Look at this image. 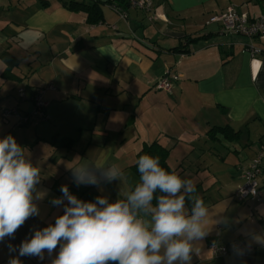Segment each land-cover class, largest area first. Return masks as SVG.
Here are the masks:
<instances>
[{
	"label": "crops",
	"instance_id": "crops-1",
	"mask_svg": "<svg viewBox=\"0 0 264 264\" xmlns=\"http://www.w3.org/2000/svg\"><path fill=\"white\" fill-rule=\"evenodd\" d=\"M68 1L98 3L103 19L87 22L84 11L65 6ZM229 6L249 19L264 15V0H152L151 12L125 0H0V138L16 139L26 160L40 169L37 189L48 190L34 201L39 215L14 239L0 242V264L18 256L9 253V243L20 245L33 228L54 224L63 214V206L50 203L62 196V185L86 202L98 196L110 203L126 200L137 181V152L154 141L168 150L174 173L195 185L194 193L182 190L186 214L196 197L208 210L207 235L194 242L198 254L191 264H264V162L260 200L233 197L241 183L239 167L264 145V36L227 35L219 22H208ZM185 35L195 38L188 52L169 50ZM249 44L261 53L251 57ZM168 70L176 74L171 93L153 86ZM38 92L47 102L44 118L19 125V115L35 119ZM10 108L18 114L2 117ZM224 126L237 135L208 136ZM113 165L122 174L108 182L104 173ZM77 167L94 173L99 187H77ZM138 217L151 222L143 211ZM236 240L253 247L252 253L213 255L208 247ZM58 251L45 253L44 260L19 259L51 264Z\"/></svg>",
	"mask_w": 264,
	"mask_h": 264
},
{
	"label": "clouds",
	"instance_id": "clouds-1",
	"mask_svg": "<svg viewBox=\"0 0 264 264\" xmlns=\"http://www.w3.org/2000/svg\"><path fill=\"white\" fill-rule=\"evenodd\" d=\"M137 170L141 182L126 200L110 203L98 196L86 202L62 185V196L50 203L63 206V214L55 217L54 224L33 228L20 245L9 243V253L18 256L10 257L8 264H21L23 256L44 260L45 253L51 256L58 247L51 264H191L193 253L198 254L193 244L207 235L208 223L207 207L199 197L194 198L191 215L185 212L182 190L194 193L193 181L167 171L158 157L148 154L139 156ZM121 174L113 165L104 177L111 182ZM72 176L77 187H99L98 177L82 167L73 169ZM39 183L40 169L26 160L16 139L11 134L0 138V242L14 239L29 218L39 215L34 201L48 195L47 189H37ZM157 190L163 195L153 206ZM138 211L150 214L151 222L139 218ZM234 250L240 252L235 246Z\"/></svg>",
	"mask_w": 264,
	"mask_h": 264
},
{
	"label": "built area",
	"instance_id": "built-area-1",
	"mask_svg": "<svg viewBox=\"0 0 264 264\" xmlns=\"http://www.w3.org/2000/svg\"><path fill=\"white\" fill-rule=\"evenodd\" d=\"M127 4L133 8L145 10L147 12L152 11V0H125ZM114 10L121 18H126L127 14L119 7L114 6ZM151 18V16H150ZM219 22L221 32L227 35H238L249 39L264 36V15H260L257 18L249 19L247 13L238 11L235 7L229 6L218 14L211 16L208 22ZM246 50L251 57L261 53L258 47L249 44L246 46ZM176 74L171 71H166L159 79L154 83V87L162 89L169 93L172 92L173 83L171 79H175ZM22 89L19 90L22 96ZM34 102V114L35 119H30L27 115H19L18 124L25 125L29 123H36L38 120L43 119V109L46 105V101L42 98L41 92L36 93L33 96ZM18 114L15 108L3 109L2 117H8L10 115ZM264 162V145H261L256 151L255 155L248 161L246 165L240 166L241 183L236 188L233 197L237 201L245 200H260L261 189L259 187V176L261 174V165ZM243 193V195H242ZM239 249L240 252L234 250ZM213 255H226L230 253H239L242 256H248L252 253L253 247L247 246L240 240L232 241L226 244L211 243L208 245Z\"/></svg>",
	"mask_w": 264,
	"mask_h": 264
},
{
	"label": "trees",
	"instance_id": "trees-1",
	"mask_svg": "<svg viewBox=\"0 0 264 264\" xmlns=\"http://www.w3.org/2000/svg\"><path fill=\"white\" fill-rule=\"evenodd\" d=\"M65 6L71 10H82L86 13V20L89 23H97L99 21H101L102 18V13H101V9L99 7L98 3H92V4H85L82 2H76V1H68L66 3H64ZM195 38L190 37V35H185L183 39L180 40V42L170 48L169 50L172 51H176V52H188V45L187 43L189 41H192ZM184 42V43H183ZM5 60L10 64L12 62H14V59L11 56L5 55ZM229 131L228 133L226 131ZM215 132H219V133H224L226 138H230L233 135H237V133L232 132L231 128L228 126H224V127H215L214 129H210L207 134L210 138H214ZM151 155L153 157H158L159 158V162H160V166L163 167L164 169H166L167 171L170 172H174L169 165L167 164V154H168V150L165 149L163 146H161L159 143L157 142H152L150 144H144L141 149L137 152V160L139 158V156L141 155ZM134 171L137 175V181L136 183L132 186L131 188V192L134 191L135 187L141 182L140 181V174L137 170V161L134 163L133 165ZM260 187V186H259ZM163 195V193L159 192V190L156 191V193H154V199L152 201V204H157V198Z\"/></svg>",
	"mask_w": 264,
	"mask_h": 264
},
{
	"label": "rangeland",
	"instance_id": "rangeland-1",
	"mask_svg": "<svg viewBox=\"0 0 264 264\" xmlns=\"http://www.w3.org/2000/svg\"><path fill=\"white\" fill-rule=\"evenodd\" d=\"M235 36V35H234ZM237 37H243V36H237Z\"/></svg>",
	"mask_w": 264,
	"mask_h": 264
}]
</instances>
